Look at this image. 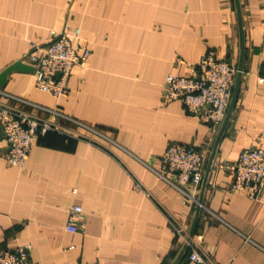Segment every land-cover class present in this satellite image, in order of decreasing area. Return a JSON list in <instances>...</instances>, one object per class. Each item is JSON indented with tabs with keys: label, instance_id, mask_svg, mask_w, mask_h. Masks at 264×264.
<instances>
[{
	"label": "crops",
	"instance_id": "crops-1",
	"mask_svg": "<svg viewBox=\"0 0 264 264\" xmlns=\"http://www.w3.org/2000/svg\"><path fill=\"white\" fill-rule=\"evenodd\" d=\"M67 26L91 53L64 98L29 72L0 87V100L78 134L41 136L19 167L4 158L0 126V249L30 244L36 264H193L192 248L212 264H264V189L230 191L242 151L264 148V0H0V74ZM210 50L243 60L215 133L204 109L163 97L167 76L190 74ZM171 142L203 155L194 198L161 175Z\"/></svg>",
	"mask_w": 264,
	"mask_h": 264
},
{
	"label": "built area",
	"instance_id": "built-area-1",
	"mask_svg": "<svg viewBox=\"0 0 264 264\" xmlns=\"http://www.w3.org/2000/svg\"><path fill=\"white\" fill-rule=\"evenodd\" d=\"M46 44L31 43V50L23 61L34 67L36 86L60 100L67 95L68 82L76 68L90 55L82 43L80 29L67 26L58 32L51 30ZM237 68L229 59L208 51L195 64L190 74H169L163 85V97L179 99L189 113L204 109L203 120L215 133L223 124L232 98ZM263 81V79H260ZM57 115H61L56 113ZM0 126L7 145L5 160L12 166H23L37 140L49 132L78 134L64 127L56 119L31 113L9 100H0ZM204 159L200 150L171 142L161 156L162 176L187 197L200 189L203 180ZM234 179L230 191L250 198H259L264 189V148H245L233 166ZM82 210L73 206L68 227L76 229L75 214ZM175 232L183 236L184 229L173 224ZM32 246L25 244L15 249H0V264H36L31 260ZM193 264H212L207 255L192 248L188 256Z\"/></svg>",
	"mask_w": 264,
	"mask_h": 264
},
{
	"label": "water",
	"instance_id": "water-1",
	"mask_svg": "<svg viewBox=\"0 0 264 264\" xmlns=\"http://www.w3.org/2000/svg\"><path fill=\"white\" fill-rule=\"evenodd\" d=\"M29 72V73H34V67L31 66L30 64H27L26 62L23 61V59L18 60L8 68H6L1 74H0V87H3L4 84L6 83L8 79V75L12 72ZM243 74V60L240 61L238 68H237V74H236V81H235V86H234V92L232 94V99L229 105V109L226 115V118L224 120V124L227 122V119L229 118L230 110L232 105L235 103L237 97H238V92H239V84L240 80Z\"/></svg>",
	"mask_w": 264,
	"mask_h": 264
},
{
	"label": "rangeland",
	"instance_id": "rangeland-1",
	"mask_svg": "<svg viewBox=\"0 0 264 264\" xmlns=\"http://www.w3.org/2000/svg\"><path fill=\"white\" fill-rule=\"evenodd\" d=\"M256 148H258V147H256ZM203 181V180H202Z\"/></svg>",
	"mask_w": 264,
	"mask_h": 264
}]
</instances>
